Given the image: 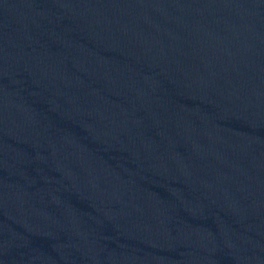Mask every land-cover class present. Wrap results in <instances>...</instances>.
I'll list each match as a JSON object with an SVG mask.
<instances>
[{
  "label": "water",
  "instance_id": "obj_1",
  "mask_svg": "<svg viewBox=\"0 0 264 264\" xmlns=\"http://www.w3.org/2000/svg\"><path fill=\"white\" fill-rule=\"evenodd\" d=\"M0 264H264V0H0Z\"/></svg>",
  "mask_w": 264,
  "mask_h": 264
}]
</instances>
